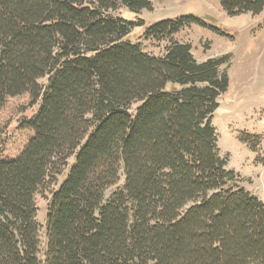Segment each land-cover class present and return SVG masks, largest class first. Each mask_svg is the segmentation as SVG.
<instances>
[{
	"label": "trees",
	"instance_id": "16d2710c",
	"mask_svg": "<svg viewBox=\"0 0 264 264\" xmlns=\"http://www.w3.org/2000/svg\"><path fill=\"white\" fill-rule=\"evenodd\" d=\"M218 2L229 16L264 9ZM120 7L152 10L150 0H0V112L23 94L37 106L20 155L0 160V264H264V202L227 168L212 124L231 54L198 62L172 40L205 27L191 16L147 26L145 39L168 44L145 53L127 39L142 19L112 15Z\"/></svg>",
	"mask_w": 264,
	"mask_h": 264
},
{
	"label": "rangeland",
	"instance_id": "374dc122",
	"mask_svg": "<svg viewBox=\"0 0 264 264\" xmlns=\"http://www.w3.org/2000/svg\"><path fill=\"white\" fill-rule=\"evenodd\" d=\"M150 1L151 11L133 14L120 7L111 12L129 20L142 19L144 25L133 29L127 39L138 43L143 52L161 56L168 44L167 39H145L143 32L147 26L165 19L191 16L205 27L186 26L174 34L172 40L189 43L198 62L231 54L227 70L229 87L217 99L218 108L212 124L218 134L219 155L228 158L227 168L237 172L240 185L264 202V9L257 15L229 16L218 0ZM45 82V78L40 80L41 84ZM36 109L26 94L6 100L0 112V160H12L20 155L32 136L23 124ZM122 187L121 175L118 183L106 191L105 197ZM46 208L47 202H40L37 213L42 257L46 245Z\"/></svg>",
	"mask_w": 264,
	"mask_h": 264
}]
</instances>
